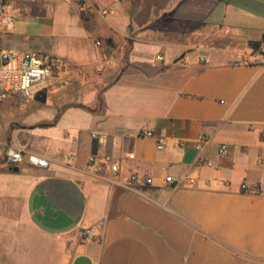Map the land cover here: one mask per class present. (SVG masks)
<instances>
[{
    "label": "crops",
    "instance_id": "0c3cea01",
    "mask_svg": "<svg viewBox=\"0 0 264 264\" xmlns=\"http://www.w3.org/2000/svg\"><path fill=\"white\" fill-rule=\"evenodd\" d=\"M5 11V50L61 62L45 103L0 102V241L25 240L28 228L64 242L67 264H264V64H236L264 39V0H47ZM201 134L215 165L193 170ZM8 147L47 166L9 165ZM191 171L194 186L163 183ZM133 174L153 186L128 189ZM89 228L99 235L84 237Z\"/></svg>",
    "mask_w": 264,
    "mask_h": 264
},
{
    "label": "built area",
    "instance_id": "2783aa9c",
    "mask_svg": "<svg viewBox=\"0 0 264 264\" xmlns=\"http://www.w3.org/2000/svg\"><path fill=\"white\" fill-rule=\"evenodd\" d=\"M47 0H0V102L5 101L10 95L15 94L23 98H34L41 91H45L52 75L54 68L60 64L61 60L49 53H37L28 51L5 50L1 45V35L4 30L14 22V17L5 11L8 4L13 2L24 3H42ZM64 3H81L84 0H61ZM102 15H106L107 11H101ZM96 42V45H99ZM161 60L160 57L157 58ZM203 61V60H201ZM264 64V39L259 43L257 48L249 54V56H241V59L236 64ZM139 134L146 138L155 140L157 151H164L167 147L165 137L155 136L153 130L142 129ZM91 138L98 140L101 143L106 142L107 136L104 134L92 133ZM210 142V138L205 135H199L196 142L193 144V149L196 155L192 162L193 170L212 168L214 162L203 155V150ZM182 145V144H181ZM228 153V146L220 144L218 147V155L225 156ZM127 158L132 160L133 155H128ZM5 162L12 166H19L23 163L43 168L47 166V160L33 153H28L25 150L17 147H8L4 152ZM95 157H89L88 162L94 163ZM108 159L105 162L108 163ZM111 172L117 171V166H110ZM195 178L191 172L184 173L180 178L175 179L173 176H166L163 179L164 184L175 186H194ZM137 186H153V180L149 176H138L133 174L129 176L126 187L133 191ZM242 190H247L246 185H241ZM99 232L96 228L84 230V237L98 236Z\"/></svg>",
    "mask_w": 264,
    "mask_h": 264
},
{
    "label": "rangeland",
    "instance_id": "374dc122",
    "mask_svg": "<svg viewBox=\"0 0 264 264\" xmlns=\"http://www.w3.org/2000/svg\"><path fill=\"white\" fill-rule=\"evenodd\" d=\"M25 26L29 36L38 35L36 18H30ZM64 251V242L27 228L25 240L0 241V264H67L70 256Z\"/></svg>",
    "mask_w": 264,
    "mask_h": 264
},
{
    "label": "water",
    "instance_id": "95a60500",
    "mask_svg": "<svg viewBox=\"0 0 264 264\" xmlns=\"http://www.w3.org/2000/svg\"><path fill=\"white\" fill-rule=\"evenodd\" d=\"M33 100L36 101V102H39V103H45V100H46V93H45V91L38 92L34 96Z\"/></svg>",
    "mask_w": 264,
    "mask_h": 264
}]
</instances>
